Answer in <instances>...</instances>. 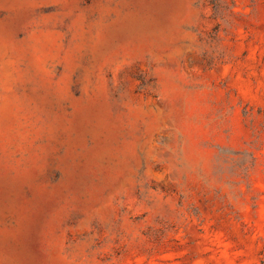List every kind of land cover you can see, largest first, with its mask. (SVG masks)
Masks as SVG:
<instances>
[{
	"label": "rangeland",
	"instance_id": "obj_1",
	"mask_svg": "<svg viewBox=\"0 0 264 264\" xmlns=\"http://www.w3.org/2000/svg\"><path fill=\"white\" fill-rule=\"evenodd\" d=\"M0 264H264V0H0Z\"/></svg>",
	"mask_w": 264,
	"mask_h": 264
}]
</instances>
